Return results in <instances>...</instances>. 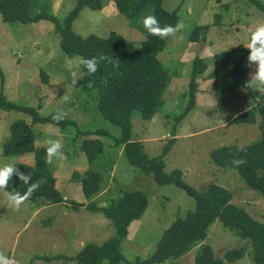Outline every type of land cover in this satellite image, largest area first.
<instances>
[{
	"label": "rangeland",
	"instance_id": "rangeland-1",
	"mask_svg": "<svg viewBox=\"0 0 264 264\" xmlns=\"http://www.w3.org/2000/svg\"><path fill=\"white\" fill-rule=\"evenodd\" d=\"M259 1L264 4V0ZM75 4L76 0H40V7L46 8L60 22ZM162 7L176 9L178 23L183 22L185 28L174 37L166 38L165 47L158 55L170 76L164 102L149 120L133 112L132 139L141 141L150 157L160 155L163 145L173 139L171 148L162 157L165 172L180 169L183 180L197 191H203L211 183L230 189L232 201L262 221L264 198L260 193L248 188L235 169L220 168L209 156L211 149L222 144L243 146L252 142L259 137L260 130L255 124L230 121L233 114L244 108V101L229 99L223 103L232 94L215 95L213 80L206 78V74L213 70V56L218 51L248 42V33L264 23V13L249 0H163ZM215 14H220V25L210 27L205 41L189 42L190 31L196 25L211 23ZM72 29L81 36L93 33L105 37L115 31L135 43L143 39L142 34L117 12L112 0H107L101 10L83 7ZM195 56L202 57L208 68L198 76L199 90L195 94L194 108L178 119L188 102L189 73ZM68 60L73 62L71 69ZM79 60V55L69 57L62 50L60 37L51 21L7 22L0 15V95L18 104L33 106L42 116L63 112V120L68 122L64 128L52 122L31 123L23 111L0 109V167L34 164L32 151L2 154L1 145L9 136V125L17 119H24L31 125L35 148L48 147L46 141L49 139L58 140L64 153V159L54 158L53 163L48 164L56 178V187L63 195L61 203L26 200L19 211H14L7 207L5 190H0V253L13 264H76L75 260L62 258L46 262L39 256L74 255L86 243L102 244L114 236L113 225L101 212L86 205L73 209L74 202L94 200L104 206L123 190H140L146 194L145 212L131 222L128 235L120 242V251L127 260L147 257L171 221L184 216L195 205L194 198L179 186L158 184L151 174L129 164L122 145L114 143L120 129L103 118L96 108L95 89L89 82L81 81V68L80 79L75 85L71 83V71L77 70ZM245 91L248 97L253 92L239 88L238 95ZM64 95L67 100L62 99ZM261 95L253 92L251 97ZM227 118L230 122L225 124ZM99 128L105 129L108 135L82 133ZM86 137H98L103 143V151L92 162H88L80 148ZM89 170L100 173L101 189L87 199L82 193L80 178ZM202 243L209 244L217 257H222L229 248L245 246L241 258L225 264H254L250 242L218 220L212 223ZM198 247L194 245L176 259L151 264H193Z\"/></svg>",
	"mask_w": 264,
	"mask_h": 264
},
{
	"label": "trees",
	"instance_id": "trees-1",
	"mask_svg": "<svg viewBox=\"0 0 264 264\" xmlns=\"http://www.w3.org/2000/svg\"><path fill=\"white\" fill-rule=\"evenodd\" d=\"M107 0H76V4L60 22L46 8L40 7V0H0V15L3 21H18L21 23L49 20L54 24L60 37V47L69 56L79 55L80 58H92L104 55L119 59V68L107 61H101L95 74H88L81 67L83 82H89L96 92V108L103 118L118 126L120 135L114 138L115 145H122L129 164L146 174H151L158 184H175L194 198L195 205L184 216H177L164 229L156 243L155 249L145 258L127 260L120 251V242L128 235L129 225L139 219L148 205V198L140 190H123L121 194L108 205L100 206L94 200L88 203L74 202L72 208L87 206L93 211L101 212L113 225L114 236L102 244L86 243L74 255L54 254L39 256L49 262L54 259L75 260L76 264H151L162 263L168 259H176L188 252L194 245H199L193 264H225L241 258L246 251L245 246L225 250L222 257L215 256L212 247L204 242L210 226L215 220L233 231L241 238L247 239L252 248L254 264H264V219L253 218L247 210L232 201L230 189L216 183H211L203 191H197L182 178L180 169L164 171L162 157L169 151L173 139L163 145L161 154L148 156L139 140L132 139L133 112L137 111L142 119L149 120L164 102V93L169 85L170 76L158 59L159 53L165 47L166 39L149 35L142 26V19L155 16L161 27L175 26L179 16L177 10H166L162 7L163 0H112L117 12L139 31L143 39L135 43L111 31L107 36L96 34L81 36L72 29V23L83 7L101 10ZM257 9L264 13V4L259 0H249ZM38 8V9H37ZM37 9V10H36ZM220 14H215L211 23L196 25L189 33V42H203L210 27L220 25ZM249 50L244 43H237L218 51L213 56V70L206 78L213 80V92L232 94L229 99L242 101L251 100L248 92L238 95L239 88H244L248 80L247 56ZM208 68V64L200 56L191 61L188 82V102L178 115L184 118L195 106V94L199 90L198 76ZM254 69V66H253ZM0 75L2 71L0 68ZM3 79V78H2ZM1 79V83H2ZM46 82V78L43 79ZM106 80V83H105ZM251 106L244 104L234 115L232 122L255 124L260 130L259 137L243 146L235 143L222 144L210 150L209 156L214 164L223 169H235L245 184L264 198V94L254 99ZM241 101V102H242ZM220 102V101H219ZM247 104V103H246ZM246 107V108H245ZM0 109L20 110L25 112L31 123L52 122L60 127L68 123L62 120L57 124L54 114L42 116L33 106L18 104L0 95ZM228 121V118L226 119ZM9 136L2 143L3 155H16L34 152V164L18 163L15 166L20 172L31 175L29 183L39 180L45 182L32 193L28 200L57 204L63 201V195L56 187V178L52 175L45 162L47 147H34L31 125L24 119H17L9 125ZM83 134L97 136L108 135L105 129L82 131ZM81 150L88 162L96 159L103 151V143L98 137H86L81 141ZM243 159L246 163L236 166L234 160ZM81 190L88 199L101 189V175L96 170H89L80 178ZM27 185L13 176L9 181L7 191H19L23 194Z\"/></svg>",
	"mask_w": 264,
	"mask_h": 264
},
{
	"label": "clouds",
	"instance_id": "clouds-1",
	"mask_svg": "<svg viewBox=\"0 0 264 264\" xmlns=\"http://www.w3.org/2000/svg\"><path fill=\"white\" fill-rule=\"evenodd\" d=\"M143 28L149 35L158 36L161 39H166L169 36H175L177 32L182 31L185 28L183 22L177 23L175 26L166 25L161 27L155 16L149 15L142 19L141 21ZM245 48L249 50V55L247 56V67L252 69L249 74V79L245 81L244 88L250 89L253 92H259L264 94V23L256 26L254 31L248 33V42L244 45ZM101 61H107L113 65L115 68H119L120 61L117 58L106 57L101 55L99 57L92 58H80L78 64L76 65L77 70L71 71V83L75 85L80 79L79 69L83 67L86 69L88 74H95L98 70ZM69 69L72 68L73 62L71 60L67 61ZM254 66V69H253ZM106 83V80H105ZM64 100H67V96H63ZM65 113L57 112L52 119L59 124ZM48 147L46 149L45 162L47 164H52L53 159H64V153L61 151L62 144L58 140L49 139L46 141ZM246 163L245 160L239 159L234 160L233 164L239 166ZM17 176L24 185H27V190L21 194L19 191H7L9 181L13 176ZM31 181L30 174H24L19 171V169L14 164H5L0 167V190H5L4 195L7 198V207L19 211L20 207L26 200L30 198L32 193L36 191L44 180H39L35 183H29ZM0 264H13V261L6 258L2 253H0Z\"/></svg>",
	"mask_w": 264,
	"mask_h": 264
},
{
	"label": "crops",
	"instance_id": "crops-1",
	"mask_svg": "<svg viewBox=\"0 0 264 264\" xmlns=\"http://www.w3.org/2000/svg\"><path fill=\"white\" fill-rule=\"evenodd\" d=\"M243 43H244V45H245L247 42L245 41V42H243ZM250 71H252V69H249V71H248V73H247V77H248V79H249V74H250L249 72H250ZM255 96H256V95H255V93H254V97H255ZM254 99H256V98H254ZM254 99L251 98V100H248V101L246 100V101L243 103V107H244V104H245V105H248V106H246V107H249V105L251 106L253 103H255V102H254V101H255ZM246 103H247V104H246ZM246 107H245V108H246ZM243 110H244V109H243ZM234 115H236V114H233V116L230 118V121L232 120V118L234 117ZM230 121H227L225 124L229 123Z\"/></svg>",
	"mask_w": 264,
	"mask_h": 264
}]
</instances>
